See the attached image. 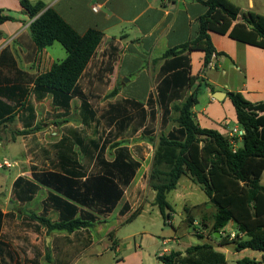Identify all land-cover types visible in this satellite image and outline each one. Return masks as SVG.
<instances>
[{
  "label": "crops",
  "instance_id": "crops-1",
  "mask_svg": "<svg viewBox=\"0 0 264 264\" xmlns=\"http://www.w3.org/2000/svg\"><path fill=\"white\" fill-rule=\"evenodd\" d=\"M29 1L44 2L46 8L54 9L79 35L85 34L89 29L104 34L79 82L85 93L92 81V91L89 94L100 97L95 103L100 123L94 130L98 134L104 130L106 132L104 140L107 139L109 128L102 115L111 105L124 106L127 99L143 103L148 110L146 104L150 95L157 98V84L161 67L165 63V59L161 57L167 50L196 38L199 33V18L208 10L205 5L208 0ZM230 1L240 7L242 12L264 15V0ZM94 7H97L96 11L93 10ZM0 11L2 15L14 18L12 21L0 23V119L8 117L0 123V148H4L6 153L0 155V162L11 163V167L0 169V210L3 214L0 217V242L11 245L15 258L13 264H29L27 260L32 261L37 254H42L41 264H56L52 251L54 239L61 243L62 248L59 252L69 264H163L159 257L174 249L162 248L164 246L162 242L154 240L152 234L143 231L118 237L116 230L103 235L101 228L102 225L108 224L117 210L120 215V210L125 204L130 206V210L121 216L125 219L123 223H132L143 212L144 203L139 202L137 197L142 193L146 194L143 179L146 177L150 180L154 153L152 156H145L143 146L146 143L144 140L135 141L144 136L142 130L133 137L117 139L126 140L133 157L140 161L141 166L113 212L98 216L91 227L81 228L72 233L50 231L48 233L45 226L31 219L30 214L42 213L43 201L53 193L51 188L38 182L36 183L39 190L31 201L20 203L12 199L13 184L20 176L35 181L32 178L33 172H54L71 178H78L77 173L84 172L87 177L94 170L95 159L88 164L89 168L86 170L83 158L77 150V154L67 157L65 149L70 146L71 140L65 138L64 129L82 127L80 98L73 96L68 108L56 107L51 91L36 86L33 82L37 76L49 71L53 64L64 60L67 53H63L55 43L39 51L36 49L29 31V26L35 18L30 19L23 11L20 0H0ZM210 38L218 54L213 55L206 68L203 67L205 57L203 51L197 49L184 53L189 59L190 75L197 78L186 93L190 95L196 87L200 89L197 102L192 108L194 120L201 128L218 130L226 137L231 130L241 128L236 108L228 93L241 92L251 103H264V48L248 45L217 32H211ZM109 65H112V70H105L101 79L99 76L102 70ZM180 102L182 101H175L173 104ZM159 108V103H156L154 108L158 111L156 132L168 134L167 132L178 127L175 120L171 124L176 118L175 112L172 110L171 120L167 128L162 130ZM9 109L10 112L7 111ZM36 127L39 128L33 133L20 134ZM88 134L93 135L92 131ZM235 140L238 148L242 144V138ZM18 143L22 148L19 152L15 146ZM115 155V149L109 146L104 156L106 160L112 161ZM10 156L13 160L9 159ZM33 167L36 170H33ZM13 168L17 171L12 172ZM189 179L194 182L193 179ZM262 184L264 185V172ZM148 186L150 194L154 193L155 204L156 192L150 185ZM39 202L40 210L21 211L22 216L18 214L21 208L25 209ZM204 206L205 210L212 208L209 199ZM139 207L142 208L140 214L133 220H128ZM189 207L192 208L187 205V208ZM197 213L194 210L190 212L192 215ZM48 218L53 222L59 221L58 212L52 210ZM199 223L200 219L198 221L195 218V225ZM208 229L200 231L202 237H206L204 241H207L203 244L213 245L225 256L227 264L230 262V254H244L251 250L237 251L234 244L221 246L217 240L221 234L219 233L217 237L216 232H213L214 236H211ZM95 230L100 234L96 239ZM236 230L237 226L230 222L224 231L228 234ZM145 238L148 242H145ZM39 239H43L45 248L38 243ZM175 239L178 242L181 240L178 233L175 234ZM144 242L147 244L146 248ZM169 242L170 239L164 240L166 246ZM188 247L177 251L185 254ZM262 257L264 261V256ZM239 259L242 258L234 260L235 264ZM251 259L258 261V264L262 262L255 256Z\"/></svg>",
  "mask_w": 264,
  "mask_h": 264
},
{
  "label": "trees",
  "instance_id": "trees-1",
  "mask_svg": "<svg viewBox=\"0 0 264 264\" xmlns=\"http://www.w3.org/2000/svg\"><path fill=\"white\" fill-rule=\"evenodd\" d=\"M20 5L30 19L35 18L29 31L36 49L39 51L58 42L67 52L64 60L53 64L49 71L33 81L36 86L51 91L56 107L68 108L73 96H78L81 100L79 107L82 127L64 129L65 138L71 140L70 146L65 147L67 157L77 154L76 149L79 147L78 153L83 158L86 170L89 168L88 164L95 159L94 170L87 177L84 172H78V178L54 172H33L32 178L35 181L18 177L13 184L12 194L20 203L34 198L39 190L36 182L53 190L43 201L42 213H33L29 217L45 226L48 233H72L91 227L98 216L113 212L141 166L140 161L133 157L126 140L117 139L133 137L142 130V140L151 143L158 119V111L154 108L159 103L161 129L167 128L172 110L177 114L174 120L178 126L167 132L168 134L161 132L149 180L151 188L156 192L154 205L158 206L165 221L170 220L172 210L168 194L186 176L201 187L214 210L211 232H222L230 222L237 226L235 237L220 235L217 240L221 246L234 244L237 251H264V103H251L241 92L228 93L236 108L238 123L245 132L238 148H234L220 131L201 128L194 120L192 112L200 89L196 87L192 94L186 93L197 78L190 75L189 59L184 54L197 49L203 51V67L206 68L213 55L218 54L210 38L211 32L229 35L237 41L264 48V15L242 12L230 0L205 2L208 10L199 18L197 37L167 50L161 57L165 59V63L161 67L157 84V98L150 95L146 104L149 109L133 99L125 100L122 107L111 105L102 115L109 128L107 139L104 140L106 132L103 130L98 134L94 130L100 123L98 109L95 108L100 97L89 94L92 91V81L85 93L79 85L104 34L89 29L85 34L79 35L54 9L46 8L42 1L20 0ZM9 20L14 18L2 15L0 11V23ZM105 70L111 71L112 65L102 70L99 76L101 79ZM175 101L182 102L173 104ZM7 111L10 112V109ZM6 118L0 119V123ZM38 128L22 131L20 134L33 133ZM89 131H92V136L88 134ZM109 146L116 153L112 161L106 160L104 156ZM83 177L85 178L82 179ZM52 210L58 212L59 221L53 222L48 218ZM129 210L130 206L125 204L120 215H125ZM141 210L139 207L128 220L137 217ZM189 214L186 218L188 225L194 228L197 236L202 237L200 229L210 226L208 216L204 214L201 217L198 227L195 225L194 216ZM2 215L0 210V217ZM57 242L54 239L52 243L56 264H69L61 256L59 251L62 245ZM0 255V264L14 263L11 245L0 242ZM41 256L42 254H37L32 261L27 262L41 264ZM159 260L163 264H227L225 256L211 244L192 245L185 254L171 250L160 256ZM258 263L247 257L237 261V264Z\"/></svg>",
  "mask_w": 264,
  "mask_h": 264
},
{
  "label": "rangeland",
  "instance_id": "rangeland-1",
  "mask_svg": "<svg viewBox=\"0 0 264 264\" xmlns=\"http://www.w3.org/2000/svg\"><path fill=\"white\" fill-rule=\"evenodd\" d=\"M243 3V2H242ZM56 47H60L63 51V53H67L65 48L58 42H55ZM215 72V71H214ZM174 113V112H173ZM174 117H177V114H174ZM76 119V116L74 117ZM174 119L172 120L171 124H173ZM162 133L160 131H157L156 134L151 138L150 142L144 141L146 144L143 146L144 149V155L145 156H152L153 153L156 150V145L158 144L159 137ZM50 138V136H49ZM135 141L143 142L142 138H139ZM19 152L21 148L20 143L15 145ZM77 152L80 150L79 147H77ZM4 148H0V155L3 156ZM9 156V155H8ZM81 156V155H80ZM10 160H13V158L10 156ZM152 162V161H151ZM149 164V163H147ZM17 171L16 168L12 169V172ZM149 179H146L144 177L143 182L146 184V194L142 193V195L138 196L139 202H143V212L141 215L137 217L136 220H134L132 223H123L125 219L119 215L118 210L114 213L111 220L108 222V224L102 225V234L106 235L109 231L113 232L116 230V234L118 237H123L127 233H141L143 231H146L150 234H152V237L156 241H161L164 245L162 248H168L169 250H184L185 247L190 246L191 244H203L206 240V237H199L194 234V228L192 226L187 225L188 219L185 222V219L187 215L194 210L197 211V215L194 214V218L201 219V217L205 214L209 218V229L208 233L211 236H214L213 232H211L212 228V213L213 208L209 210H205L204 204L208 202V197L205 194V192L201 189L199 185H197L195 182L191 181L188 177L183 176L178 184V187L176 190L172 191L168 195V202L172 208L171 210V218L170 220H166L163 218L160 209L157 205L153 204V196L154 193L152 192L150 194V183H148ZM11 197L14 201L13 194L11 193ZM17 202V201H16ZM19 202V201H18ZM188 206H192V208H187ZM16 206V205H15ZM209 205H207L208 207ZM41 208V203L33 204V206H27L24 208H21L20 211H18L19 215H23L21 211H38ZM51 212V211H50ZM49 212V213H50ZM190 215V214H189ZM198 227H200L198 225ZM207 229V228H206ZM203 229H200V231ZM179 234L180 241L178 242L177 239H175V234ZM213 234V235H212ZM99 232L97 230L94 231V237L99 238ZM99 236V237H98ZM170 239V242L166 246L164 244V240ZM108 240V239H107ZM106 240V242H107ZM145 242H148V239L145 238ZM144 242V246L146 248L147 244ZM38 243L45 248V243L43 239H39ZM108 243H110V240H108ZM51 244V243H50ZM254 253L253 255H251ZM262 255L264 256V252L260 251H253V250H247L244 254H230L229 264H235L236 258H244V257H250L255 256L258 260L263 259ZM47 262V261H46ZM260 264H264V261H262Z\"/></svg>",
  "mask_w": 264,
  "mask_h": 264
},
{
  "label": "built area",
  "instance_id": "built-area-1",
  "mask_svg": "<svg viewBox=\"0 0 264 264\" xmlns=\"http://www.w3.org/2000/svg\"><path fill=\"white\" fill-rule=\"evenodd\" d=\"M94 11L97 10V7L93 8ZM243 134H245L244 130L242 128L240 129H233L231 130L228 134H227V138L230 141V143L234 146V148H237V142L235 140V138H242ZM5 167H11V163L8 161H3L0 162V169L5 168ZM220 234L222 235H227L226 232L223 230L222 232H220ZM228 235H230V238L235 237L236 232H230L228 233Z\"/></svg>",
  "mask_w": 264,
  "mask_h": 264
},
{
  "label": "water",
  "instance_id": "water-1",
  "mask_svg": "<svg viewBox=\"0 0 264 264\" xmlns=\"http://www.w3.org/2000/svg\"><path fill=\"white\" fill-rule=\"evenodd\" d=\"M44 12V11H43ZM215 235L217 236V237H219V232L218 231H216V233H215Z\"/></svg>",
  "mask_w": 264,
  "mask_h": 264
}]
</instances>
